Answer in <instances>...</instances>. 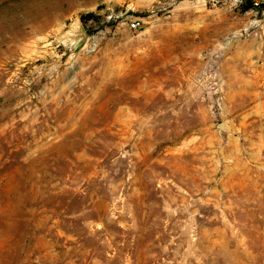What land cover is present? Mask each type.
<instances>
[{
	"label": "rangeland",
	"instance_id": "obj_1",
	"mask_svg": "<svg viewBox=\"0 0 264 264\" xmlns=\"http://www.w3.org/2000/svg\"><path fill=\"white\" fill-rule=\"evenodd\" d=\"M0 264H264V0H0Z\"/></svg>",
	"mask_w": 264,
	"mask_h": 264
},
{
	"label": "built area",
	"instance_id": "obj_2",
	"mask_svg": "<svg viewBox=\"0 0 264 264\" xmlns=\"http://www.w3.org/2000/svg\"><path fill=\"white\" fill-rule=\"evenodd\" d=\"M140 26L139 22H132L131 27L132 28H138Z\"/></svg>",
	"mask_w": 264,
	"mask_h": 264
}]
</instances>
